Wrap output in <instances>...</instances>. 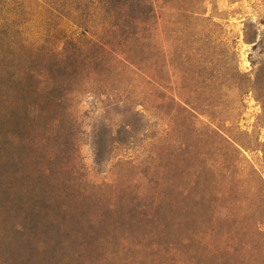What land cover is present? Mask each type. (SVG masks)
<instances>
[{
	"label": "rangeland",
	"instance_id": "obj_1",
	"mask_svg": "<svg viewBox=\"0 0 264 264\" xmlns=\"http://www.w3.org/2000/svg\"><path fill=\"white\" fill-rule=\"evenodd\" d=\"M0 264H264V0H0Z\"/></svg>",
	"mask_w": 264,
	"mask_h": 264
}]
</instances>
